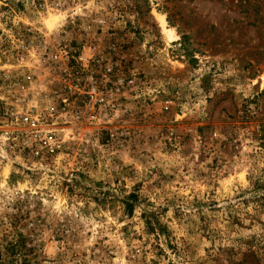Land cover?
Listing matches in <instances>:
<instances>
[{
    "label": "rangeland",
    "instance_id": "374dc122",
    "mask_svg": "<svg viewBox=\"0 0 264 264\" xmlns=\"http://www.w3.org/2000/svg\"><path fill=\"white\" fill-rule=\"evenodd\" d=\"M61 42L96 48L114 107L36 139ZM0 256L264 264V0H0Z\"/></svg>",
    "mask_w": 264,
    "mask_h": 264
},
{
    "label": "built area",
    "instance_id": "2783aa9c",
    "mask_svg": "<svg viewBox=\"0 0 264 264\" xmlns=\"http://www.w3.org/2000/svg\"><path fill=\"white\" fill-rule=\"evenodd\" d=\"M95 49L89 48V53L85 54V51L75 50L72 44L61 42L50 50L48 59L52 69L59 73L54 95L55 108L48 116H22L23 124L35 133L36 139L44 135V131L40 130L42 122L45 125L55 121L62 124L101 125L110 118L114 107L111 69L97 60ZM122 83L119 80L116 86ZM41 140L53 151L57 138L50 133Z\"/></svg>",
    "mask_w": 264,
    "mask_h": 264
},
{
    "label": "bare ground",
    "instance_id": "6f19581e",
    "mask_svg": "<svg viewBox=\"0 0 264 264\" xmlns=\"http://www.w3.org/2000/svg\"><path fill=\"white\" fill-rule=\"evenodd\" d=\"M55 27V23H53V22H51L50 24H49V28H54ZM168 35H169V37L170 38H172L173 37V34L171 33V32H168Z\"/></svg>",
    "mask_w": 264,
    "mask_h": 264
},
{
    "label": "trees",
    "instance_id": "16d2710c",
    "mask_svg": "<svg viewBox=\"0 0 264 264\" xmlns=\"http://www.w3.org/2000/svg\"><path fill=\"white\" fill-rule=\"evenodd\" d=\"M0 259H1V256H0Z\"/></svg>",
    "mask_w": 264,
    "mask_h": 264
}]
</instances>
